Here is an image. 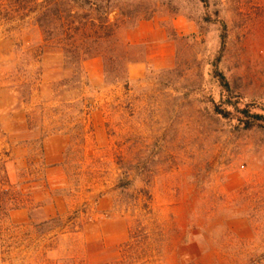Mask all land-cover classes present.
Returning a JSON list of instances; mask_svg holds the SVG:
<instances>
[{
  "label": "rangeland",
  "instance_id": "374dc122",
  "mask_svg": "<svg viewBox=\"0 0 264 264\" xmlns=\"http://www.w3.org/2000/svg\"><path fill=\"white\" fill-rule=\"evenodd\" d=\"M88 1L0 0V264H264V0Z\"/></svg>",
  "mask_w": 264,
  "mask_h": 264
},
{
  "label": "trees",
  "instance_id": "16d2710c",
  "mask_svg": "<svg viewBox=\"0 0 264 264\" xmlns=\"http://www.w3.org/2000/svg\"><path fill=\"white\" fill-rule=\"evenodd\" d=\"M19 1V0H16ZM37 0H20L18 2L21 5L24 4H31L34 5L35 8L39 7L37 6ZM206 7H207V2ZM75 5L78 9H85V6L90 5V2L88 0H46L45 7L43 12L39 17L42 18V20L47 21H53L57 22L60 25V32L62 37L65 39L74 37L75 35L79 34L81 31H83V27L81 28L80 25H82L80 22H77L78 19H80V16L73 10ZM84 18V16H83ZM221 29H222V36H221V51L224 49L225 40H226V33H227V27L224 24V22H219ZM77 25V26H76ZM83 26V25H82ZM56 31V30H55ZM57 32H59L57 30ZM58 42L63 41V39L57 40ZM60 50L66 51L65 48H59ZM220 61V59L218 58ZM219 77V83L221 86L229 92V86L226 82L224 76L221 74ZM128 82L127 78L125 79V84ZM251 108L255 111H259L261 113H248L247 111H242L241 114L246 119L243 121V123L250 128H259L263 129L264 127V103L261 102H253L250 105ZM215 113L217 115H222L221 112L217 108H215ZM250 121V122H249ZM123 181H120V184ZM125 186H122L124 188ZM13 186L10 185L6 172L4 168L0 169V250L3 248L4 254L6 255L7 250L10 248V241L12 240L11 236L13 233V225L9 222V216L10 213L17 210L21 205V199L17 198L16 196L13 197ZM20 199V200H19ZM55 220H51L53 222ZM49 222H46L44 225L48 224ZM1 254V252H0Z\"/></svg>",
  "mask_w": 264,
  "mask_h": 264
},
{
  "label": "crops",
  "instance_id": "0c3cea01",
  "mask_svg": "<svg viewBox=\"0 0 264 264\" xmlns=\"http://www.w3.org/2000/svg\"><path fill=\"white\" fill-rule=\"evenodd\" d=\"M137 70V69H136Z\"/></svg>",
  "mask_w": 264,
  "mask_h": 264
}]
</instances>
